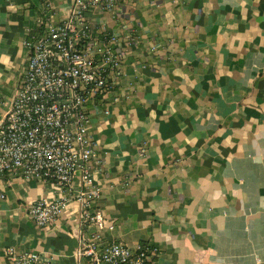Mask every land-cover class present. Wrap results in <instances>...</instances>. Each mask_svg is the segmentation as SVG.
Instances as JSON below:
<instances>
[{
	"label": "crops",
	"instance_id": "obj_1",
	"mask_svg": "<svg viewBox=\"0 0 264 264\" xmlns=\"http://www.w3.org/2000/svg\"><path fill=\"white\" fill-rule=\"evenodd\" d=\"M71 4L0 0V123L38 16L59 21ZM119 7L87 14L124 53L116 86L88 106L104 237L156 248V264H264V0ZM0 191V264L7 246L81 264L76 202L50 227L29 217L30 202L62 194L57 183L0 174Z\"/></svg>",
	"mask_w": 264,
	"mask_h": 264
},
{
	"label": "built area",
	"instance_id": "obj_2",
	"mask_svg": "<svg viewBox=\"0 0 264 264\" xmlns=\"http://www.w3.org/2000/svg\"><path fill=\"white\" fill-rule=\"evenodd\" d=\"M46 6L51 0H43ZM121 0H72L67 15L52 21L40 15L39 32L24 41L27 52L11 104L0 123V174L54 181L63 191L37 198L28 213L39 227H50L70 201L78 207V259L81 264H156V248L129 246L104 237L107 225L93 201L100 196L93 165L102 160L89 135L88 106L103 100L123 75L124 53L114 35L98 38L88 12L119 13ZM104 30V27L101 26ZM146 151V145L139 153ZM5 197L0 191V199ZM8 264H40L35 251L4 248Z\"/></svg>",
	"mask_w": 264,
	"mask_h": 264
},
{
	"label": "water",
	"instance_id": "obj_3",
	"mask_svg": "<svg viewBox=\"0 0 264 264\" xmlns=\"http://www.w3.org/2000/svg\"><path fill=\"white\" fill-rule=\"evenodd\" d=\"M21 77V76H20ZM20 77L18 78V81H17V84H16V87L18 86L19 84V81H20Z\"/></svg>",
	"mask_w": 264,
	"mask_h": 264
}]
</instances>
